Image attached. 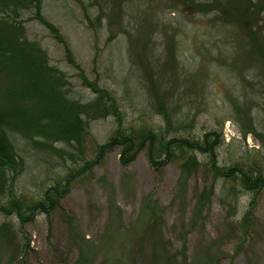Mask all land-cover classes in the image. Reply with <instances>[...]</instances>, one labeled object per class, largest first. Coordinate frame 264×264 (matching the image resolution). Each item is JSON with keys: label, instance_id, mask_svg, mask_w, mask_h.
Returning a JSON list of instances; mask_svg holds the SVG:
<instances>
[{"label": "rangeland", "instance_id": "374dc122", "mask_svg": "<svg viewBox=\"0 0 264 264\" xmlns=\"http://www.w3.org/2000/svg\"><path fill=\"white\" fill-rule=\"evenodd\" d=\"M19 14L24 40L65 74L68 100L94 103L86 77L117 100L124 129L195 139L221 129V166L255 162L264 171V0H41L66 45L34 10ZM82 117V151L73 142L41 150L17 135L25 164L17 197L38 200L97 159L96 145L119 129L113 116ZM120 153L76 178L51 217L22 224L0 214V264H156L160 253L183 264H264V189L248 193L205 166L188 176L180 162L156 170L146 151L124 166ZM155 222L158 236L146 237Z\"/></svg>", "mask_w": 264, "mask_h": 264}, {"label": "trees", "instance_id": "16d2710c", "mask_svg": "<svg viewBox=\"0 0 264 264\" xmlns=\"http://www.w3.org/2000/svg\"><path fill=\"white\" fill-rule=\"evenodd\" d=\"M30 9L35 11L33 18L66 45L58 35L59 30L42 16L41 0H0V214L12 216L22 224L33 222L38 215L51 217L61 208L62 200L76 178L118 148L121 150L120 162L124 166L146 151L151 166L156 170L180 162L183 173L188 176L205 166L214 177L248 193L257 195L264 189V171L257 163L219 164L218 150L225 143L221 129L209 131L199 139L181 135L169 138L145 129L129 131L123 128L117 100L86 77L85 86L96 95L94 103L84 106L68 100L64 94L68 85L65 74L50 67L46 51L37 42L24 40L23 20L19 21V12ZM250 16L245 13L243 19ZM66 52L70 56L68 48ZM89 111H95L99 118L113 116L119 127L105 144L96 145L97 159L85 161L81 168L71 170L63 180L43 189L38 200L17 197L15 185L25 164L14 139L20 136L18 138L30 141L35 148L47 151H51L54 143L73 142L82 151L87 133L82 116ZM165 121L170 126V122ZM40 139L45 140V144H41ZM196 154L203 156L205 163H201ZM159 232V224L155 222L146 237L153 238ZM161 243V239L160 242L153 240V248L163 250ZM160 254L154 258L156 264H183L176 254ZM82 261L80 259L75 264H86ZM204 264H218V261L209 260Z\"/></svg>", "mask_w": 264, "mask_h": 264}, {"label": "built area", "instance_id": "2783aa9c", "mask_svg": "<svg viewBox=\"0 0 264 264\" xmlns=\"http://www.w3.org/2000/svg\"><path fill=\"white\" fill-rule=\"evenodd\" d=\"M225 139L228 141L229 140V136L225 135Z\"/></svg>", "mask_w": 264, "mask_h": 264}]
</instances>
